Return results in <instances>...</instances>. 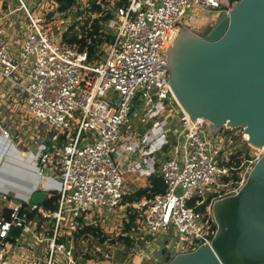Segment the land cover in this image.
Masks as SVG:
<instances>
[{"label": "built area", "instance_id": "obj_1", "mask_svg": "<svg viewBox=\"0 0 264 264\" xmlns=\"http://www.w3.org/2000/svg\"><path fill=\"white\" fill-rule=\"evenodd\" d=\"M19 1L29 30L15 57L0 20V75L15 81L28 111L61 137L43 146L35 162L42 184L57 178L60 185L54 211L27 198L8 216L0 213V264H61L59 255L66 264H81L75 258V238L82 231L81 217L95 206L135 214L129 231L134 237L163 238L172 230L177 251L210 244L217 226L213 202L240 189L249 165L264 148L253 159L245 151L226 150L232 148L227 146L232 136L216 137L205 118L189 119L183 112L171 117L177 120L172 135L169 117L178 101L165 65L167 50L180 35V20L192 5L222 12L235 0H112L107 6L106 0H99L101 14H110L100 31L110 39L92 58L77 44L54 38L42 12ZM110 89L117 92L115 98L107 97ZM136 98L142 106L140 120L152 126L125 144V150L153 146V127L165 135L151 173L162 177L165 191L125 202V177L117 154L121 126L131 118ZM240 130L248 142L245 129ZM0 198L6 202L11 195L0 189ZM35 211L54 219L52 237L43 238L35 229V219L29 217ZM13 227H21L20 233H12ZM42 241L44 253L36 255L35 243Z\"/></svg>", "mask_w": 264, "mask_h": 264}, {"label": "water", "instance_id": "obj_2", "mask_svg": "<svg viewBox=\"0 0 264 264\" xmlns=\"http://www.w3.org/2000/svg\"><path fill=\"white\" fill-rule=\"evenodd\" d=\"M167 52L169 82L193 120L207 117L213 132L242 125L248 142L264 148V0H235L200 34L184 27ZM46 196L38 190L32 201L42 204ZM212 210L219 222L212 246L166 264H264V150L241 188L215 200Z\"/></svg>", "mask_w": 264, "mask_h": 264}, {"label": "crops", "instance_id": "obj_3", "mask_svg": "<svg viewBox=\"0 0 264 264\" xmlns=\"http://www.w3.org/2000/svg\"><path fill=\"white\" fill-rule=\"evenodd\" d=\"M42 1L43 0H25L27 5L32 9L40 6ZM0 19L2 20L5 28L4 38L6 39L12 53L14 52L13 54L18 57L25 35L29 30L28 20L24 10L21 8L20 1L7 0V7L0 9ZM21 95L22 91L20 87L16 85L14 80L0 75V122H5L7 120L8 122L14 123L18 116L21 115L22 120L25 121L24 124L28 126L25 133L27 136H30L29 140L35 147V151L34 148L32 150H27L26 152L28 153V151H30V153L25 157L21 153L25 150L22 151L15 145L16 140L11 133L9 137L4 135L2 137L0 135V162L2 161L3 163L0 166V189L6 192L8 191L12 197L10 199L11 202L9 203V206L7 205L9 208L14 207L15 204H13V200L22 201L27 198L32 199L33 194L40 189L46 191V197H49L52 191L58 192L60 185V180L57 178H50L47 182L42 184L36 173L35 162L39 153L43 150V146L48 147L53 143H57L61 140V137H59L56 130L52 129L47 123L40 121V123L47 125V133H50L51 131L50 134L46 133V137L40 138L41 135L39 134V127L37 125H33L31 122L32 119L35 121L39 120L28 111L27 105L24 101H22L23 99L21 98ZM24 117L29 118L26 120ZM151 126L152 122L145 124L141 120L139 121V119L135 120L133 121L132 130L129 133L123 134L121 140L119 141L120 151L117 154V162L120 165L125 177V195L134 193L138 189L150 185L149 178L157 164L156 158L159 159V156L162 154L160 146L163 144L162 141H164L165 135L162 136L161 131L157 127L152 128L153 131L155 130L157 133V138L155 139V144L153 146L151 145L150 148H146L145 151H141L138 148L134 151L125 150V144L130 142L134 137L138 136V134H141V132L144 133ZM24 148L28 149L25 145L23 149ZM35 153L37 156H35ZM13 165H16L15 168L17 169H13ZM130 216L131 213L128 214L124 208H111L105 206H95L89 212L83 214L81 217L82 231L78 234L83 233V236L89 235L96 241L94 240L91 245L88 243L91 237L90 239L88 237L87 240L82 238L81 241H84V246L86 248L82 246L83 249H81V251L85 252L83 256L80 253L78 254L77 258L79 261L85 259L88 264H142L144 260L143 257H145L146 260H150L151 257L145 255V253L139 256L140 258H138L136 263L134 261L130 262V260L121 259L116 256L115 251L124 248L121 247L116 249L122 243L117 240V242H114L111 237H108V234L111 232V235H113L115 228L118 227L119 224L123 223L124 218L125 220H129ZM88 226L98 227L102 234L107 238L105 240H101L92 233L83 232L85 227ZM125 233L126 235L131 236L130 238H134L132 232H129V230ZM121 234H123V232ZM125 244L130 246L131 250L135 249L133 248V241L132 245L127 243ZM83 263L87 264L86 262Z\"/></svg>", "mask_w": 264, "mask_h": 264}, {"label": "rangeland", "instance_id": "obj_4", "mask_svg": "<svg viewBox=\"0 0 264 264\" xmlns=\"http://www.w3.org/2000/svg\"><path fill=\"white\" fill-rule=\"evenodd\" d=\"M91 1L92 0H79L78 3L75 4L73 6V8L67 13H60V12L56 11L57 4L55 3V0H43L42 4L40 6H38L36 9L38 11L42 12V14L44 15L46 27H48L50 29L51 35L58 40H60V39L64 40V38H63L64 33H66L67 31L70 33L74 32V31H80L81 30L80 28L82 25H84L86 22L89 23L94 18L98 17L99 14H101V13H99V14L93 13L90 11L92 9V6H93ZM105 2H106V4H104V6L112 5V0H106ZM6 7H7V0H0V9L6 8ZM232 7H233V3L230 4L229 10H231ZM79 12H81V13L79 14ZM219 15H220V12L216 11L214 9H206V8L199 6V5H192L188 9V11L185 13V15L182 17V19L180 20V24L182 26L181 32H182L183 28L185 27L186 29L192 31L195 34H200L204 31V29L208 25L214 24ZM73 27H74V29H73ZM177 38H176V40H177ZM101 47H102V45H101ZM14 56L16 57V55H14ZM116 95H117V92L113 89H110L109 91H107V97H109V98H113V97L115 98ZM21 98H23V94L21 95ZM173 101H174V99H173ZM173 106H174V107H172V113L173 114L169 117L170 124H171V125H169V127L172 128V131H171L172 135L174 134V131L177 128V120L173 121V118H171V117H173L174 115L176 117H180L181 113H182L181 108L184 109L178 103H174ZM133 108L134 109L131 113V118L128 121H126L124 124H122V126H121L122 135L125 133H129L132 130L133 121L138 120V119L140 121V118H141L143 112H142V106L140 104L139 99L136 98L134 100ZM28 118L24 117V119H26V120H28ZM6 121L0 122V135L2 137L4 135L1 128L8 130L14 136V138L16 140L15 145L20 150H22V151L25 150L24 152H21L23 154V156H25V157L28 156L30 153V151H28V153H27L26 152L27 150H32L34 148V151H35L34 144H32L31 141L29 140L30 136H27V134L25 133V130L28 128V126L24 124L25 121L22 120L21 115L18 116V118L15 120L14 123L8 122V121L6 122ZM31 122L33 123V125H37L39 127V129H40L39 134L41 135L40 138L46 137V133H47V129H48L47 125L44 123H40V121H35L33 119L31 120ZM207 122H208V120H207ZM208 125H209V122H208ZM209 127L211 129H213V127H211V126H209ZM226 127H227L226 125H223V127L220 129H217V127H216L215 130L216 129L217 130L215 132H213L210 129L212 133L217 134V135H214L216 137H219V136L220 137H223V136H232L233 137L232 143L227 145V146H232V148H226L225 147L226 150H231L233 152H235L237 150L245 151V152H247L248 156L252 157V159L256 156V154L259 153V150L261 149L260 147L254 145L251 142H247V140L243 138V135H242L240 129H244V126L241 125V126H237L235 128H226ZM50 133H51V131H50ZM50 133H47V134H50ZM233 141L235 144H233ZM246 144H248L249 146L246 147ZM24 145L26 147H28V149H26V148L23 149ZM35 156H37L36 153H35ZM255 163L256 162L254 161L253 163H251L249 165V169H248L249 172L251 171V169L253 168ZM2 164L3 163L1 161L0 166ZM15 167H16V165H13V169H17ZM34 172H35V170H34ZM224 195L228 196L230 194H224ZM225 196H223V197H225ZM223 197H221V198H223ZM10 202H11V200L3 202V200H1V198H0V213H2L4 208L7 207L6 205L9 206ZM18 203H19L18 200H15V201L13 200V204H18ZM125 210H126V212L128 211V209H125ZM212 214H213V210H212ZM213 217H214V214H213ZM33 218L35 219V229L37 230V232L39 234L43 235V238L52 237V235L54 234V227H55V225L53 224L54 219L52 217H42L41 215H38V214L33 215ZM214 220H215V222L217 221L216 217H214ZM126 222H128V220H125V218H124L123 223L119 224V226L116 227L115 230L113 231L114 234L111 235V232H110V234H108V237H111L114 241L115 239H117L118 236L126 235V233L123 230L124 227L126 226L125 225ZM54 223H55V221H54ZM216 230H217V226H216ZM122 232H123V234H121ZM88 237L90 239L91 236H89V235L83 236V233L82 234H76L75 258L78 261H79V259L77 258L78 254L80 253L83 256V254L85 252V251H81V249H83L82 246L85 245L84 241H81V240H82V238H85L87 240ZM142 238L138 235L134 238H131L133 241V248H135L136 250L135 249L131 250V247L127 246L123 242V240H118L122 244L119 247H117L116 249H119L121 247H123L124 249L116 250L115 251L116 256L121 258V259L130 260V262L134 261L136 263V261H138V258H140L139 256L143 255V253H145V255L150 256L151 259L146 260V258L143 257L144 260H143L142 264H166L171 259L172 256H174L180 252H183V251H177L175 249L176 236L172 230H170V232L168 234H165L163 238L161 236H157V235L147 236L146 239H142ZM64 239L65 238H63L61 240H64ZM96 239L99 240L98 238H96ZM94 240L95 239H93L91 237V239L89 240L88 243L92 245ZM114 242H117V241H114ZM43 243H44L43 241L39 244L35 243V250H36L35 254L36 255H38L39 253L40 254L44 253L43 248H42ZM165 247L167 249V252L163 251V249ZM15 248L16 247H14V249ZM84 248H86V247L84 246ZM87 248H88V246H87ZM14 249L11 253H14ZM193 250H191V251H193ZM15 253L17 255H20V253L18 251ZM59 257H61V264H66V259L60 255H59ZM79 262L81 264H84L83 262H86L88 264V262L85 259H83L82 261H79Z\"/></svg>", "mask_w": 264, "mask_h": 264}, {"label": "trees", "instance_id": "obj_5", "mask_svg": "<svg viewBox=\"0 0 264 264\" xmlns=\"http://www.w3.org/2000/svg\"><path fill=\"white\" fill-rule=\"evenodd\" d=\"M57 3L56 11L60 13H67L69 12L75 4L78 3L79 0H55ZM99 0H92V9L90 10L93 13H101L103 8L101 4L98 3ZM234 0H231L233 2ZM81 12H79L80 14ZM110 14H99L98 17L94 18L89 23L86 22L84 25L81 26L80 31H74L72 33L66 32L64 33V41L68 43H74L79 46L80 50H86L88 51L89 56L92 58L95 56V53L99 50L100 45L104 42V40H109L110 35L105 34L104 32H101L100 29L102 28V23L105 22V20L108 19ZM74 29V27H73ZM249 145L246 144V147ZM248 149V148H247ZM150 185L147 187H143L135 191L131 194H126L124 197L125 202H132L134 200H137L141 198L142 196L151 197L157 193H162L165 191V184L162 179V177L156 173L150 176ZM58 192L52 191L51 195L49 197H46L41 204L43 209L48 211H54L57 209V200H58ZM12 211L11 208L6 207L4 208L3 212L6 216L10 214ZM35 214L41 215L37 211H35ZM33 213H30L29 217H33ZM42 216V215H41ZM136 215L131 214L129 217L128 222L125 223L124 232L130 231V228L134 224ZM83 232H89L93 235L99 237L101 240H105L107 237L102 234L100 229L98 227L88 226L85 227ZM123 240L125 243L132 245V240L129 235H120L115 239L114 241ZM163 251L167 252L166 247L163 249ZM169 258V257H168Z\"/></svg>", "mask_w": 264, "mask_h": 264}, {"label": "bare ground", "instance_id": "obj_6", "mask_svg": "<svg viewBox=\"0 0 264 264\" xmlns=\"http://www.w3.org/2000/svg\"><path fill=\"white\" fill-rule=\"evenodd\" d=\"M173 88V87H172ZM173 93H174V95H175V98H176V100L177 101H179L180 102V100H179V97L177 96V94H176V92L174 91V89H173ZM181 103V102H180ZM181 110H182V112L184 113V114H186L187 115V117L190 119L191 117H190V114L189 113H187L188 111H185L184 109H182L181 108ZM206 118V120H208V122H209V125H211V120H209V119H207V117H205ZM245 135H246V137H250V133H248V132H245ZM216 217V216H215ZM224 219H226V215H224V216H222ZM218 222V221H217ZM226 222H227V220H226ZM218 227H219V222H218ZM217 232H218V230H217ZM217 232H216V234H217ZM213 239V238H212ZM210 246H212V242L210 243Z\"/></svg>", "mask_w": 264, "mask_h": 264}]
</instances>
